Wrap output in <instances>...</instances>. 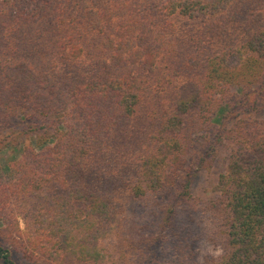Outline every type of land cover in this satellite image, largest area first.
I'll return each instance as SVG.
<instances>
[{"label": "trees", "instance_id": "1", "mask_svg": "<svg viewBox=\"0 0 264 264\" xmlns=\"http://www.w3.org/2000/svg\"><path fill=\"white\" fill-rule=\"evenodd\" d=\"M17 118L0 264L5 243L32 264H264V0H0V129ZM221 150L216 195H194Z\"/></svg>", "mask_w": 264, "mask_h": 264}, {"label": "rangeland", "instance_id": "2", "mask_svg": "<svg viewBox=\"0 0 264 264\" xmlns=\"http://www.w3.org/2000/svg\"><path fill=\"white\" fill-rule=\"evenodd\" d=\"M150 1H158V0H150ZM261 0H249V2L258 5V2ZM230 26V25H229ZM200 26H197L199 28ZM189 28L192 30L194 36L196 37L197 35L201 34L200 31H198L197 28H194L193 23L189 24ZM231 28V27H229ZM228 28V30H229ZM229 33L231 35L230 38L227 37L226 43L227 42H232L236 41L237 38V33L233 32L231 29L229 30ZM198 40L200 38L196 37ZM28 122L23 121L20 118H17L14 120V124L11 128L8 129H0V173L3 175V177H7L8 175V169L13 165V160L18 159L20 157L22 145L17 144V140L20 137L19 133H25V131H28ZM28 139L31 140L32 146L35 147L36 151L42 150L44 147H40L37 145V143L28 137ZM27 141L26 143H28ZM25 143V144H26ZM15 146V147H13ZM225 152L221 150L218 153V156L215 159L214 164L210 168V170H199L196 172L194 181L192 182V193L194 195H197L202 198H209V197H214L216 193L213 191V186L215 185L217 181V177L219 173L222 171L223 166H224V161H223V156ZM133 212H128V215L134 222L137 220H148V216L144 215H139L140 213H143L144 210L141 207H137L132 209ZM19 226L20 228L23 227V224L21 220H19ZM117 236L114 235V238ZM0 241L3 242L2 239ZM5 247L8 249L11 260L13 264H32L30 261L26 260L21 254H19L16 249L8 245L7 243L4 244ZM203 253H213L212 249L206 245L203 248Z\"/></svg>", "mask_w": 264, "mask_h": 264}]
</instances>
